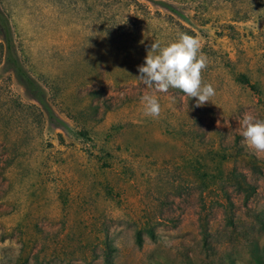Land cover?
<instances>
[{
  "label": "rangeland",
  "instance_id": "374dc122",
  "mask_svg": "<svg viewBox=\"0 0 264 264\" xmlns=\"http://www.w3.org/2000/svg\"><path fill=\"white\" fill-rule=\"evenodd\" d=\"M0 7L43 99L0 51V264L264 263V152L240 135L245 114L264 120V0ZM181 32L208 59L200 107L137 79Z\"/></svg>",
  "mask_w": 264,
  "mask_h": 264
},
{
  "label": "clouds",
  "instance_id": "9594fccd",
  "mask_svg": "<svg viewBox=\"0 0 264 264\" xmlns=\"http://www.w3.org/2000/svg\"><path fill=\"white\" fill-rule=\"evenodd\" d=\"M207 65L208 59L201 51L200 41L181 32L177 40L163 46L159 41L151 42L144 63L138 66L137 79L156 92L177 89L188 98H195L196 106L200 107L215 95L211 84L202 83V71ZM141 101L145 116L159 117L161 107L155 95L146 93ZM240 135L247 148L256 153L264 152V120L245 114Z\"/></svg>",
  "mask_w": 264,
  "mask_h": 264
},
{
  "label": "trees",
  "instance_id": "16d2710c",
  "mask_svg": "<svg viewBox=\"0 0 264 264\" xmlns=\"http://www.w3.org/2000/svg\"><path fill=\"white\" fill-rule=\"evenodd\" d=\"M0 51L2 52V54H4L6 63H8L14 69V71L19 75L26 89L32 94V97L35 100L41 102L43 99L40 93V88L36 83V81L26 72L24 67H22V64L19 61L17 53L14 49L11 26L1 7H0ZM241 80L248 82V79L245 78L244 76H241ZM243 189H246V193H251L253 187L248 185ZM136 237L138 242H140L139 232L137 233Z\"/></svg>",
  "mask_w": 264,
  "mask_h": 264
}]
</instances>
